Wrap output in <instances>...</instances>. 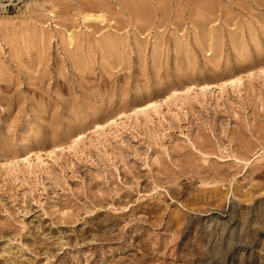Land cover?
<instances>
[{
  "label": "rangeland",
  "instance_id": "rangeland-1",
  "mask_svg": "<svg viewBox=\"0 0 264 264\" xmlns=\"http://www.w3.org/2000/svg\"><path fill=\"white\" fill-rule=\"evenodd\" d=\"M262 67L264 0H0V264H264Z\"/></svg>",
  "mask_w": 264,
  "mask_h": 264
},
{
  "label": "bare ground",
  "instance_id": "bare-ground-1",
  "mask_svg": "<svg viewBox=\"0 0 264 264\" xmlns=\"http://www.w3.org/2000/svg\"><path fill=\"white\" fill-rule=\"evenodd\" d=\"M86 17H87L86 19H89L88 16H86ZM252 75H264V67L258 68L256 71H252V72L248 73V75H246V76L250 77ZM242 79H243V77H234V78H232L230 80H227V81H224V82L221 81L219 84H220L221 89H225V88H228L230 86H233V85H236V84L240 83L242 81ZM219 84H218V86H219ZM207 88L208 87L196 88V87L190 85V86L185 87L183 90L170 91V92H168L166 94V96L164 98H175V97L178 98V97H181L183 95L184 96H188V95H192V94H194V95H202V97H203V96H206L207 93H209L207 91L208 90ZM159 104H160L159 101H149V102H147L145 104H137V105H134V106L131 107V110H130L129 114L137 116L138 114H145L148 111L157 112L158 111L157 108H158ZM118 115L122 116V114H118ZM111 121H112V118H107L105 123L99 124L98 122H96L94 124V126H92L93 128L91 130H93L95 132H99V131H101L103 126L107 125V123L109 124V122H111ZM75 133H76V131H75ZM75 133L73 131L70 134V137H69L70 140H67V142L56 143V144H54L51 147V149H47V150H49V151L46 150V155H48L47 157H52L57 152V150H59V149L60 150L64 149V148L66 149L67 144L69 143V141H70V144H77L78 142H80L81 137H82L83 134L80 133V135H79V133H78V135H76ZM67 148L70 149L71 147H67ZM21 159H22L23 162H26L28 165H31V162H37L38 166L42 165L41 156L38 155V154H32V153L28 152V153H25ZM17 163H18V161H17ZM15 164H16V162L15 163H11L9 165H11L13 167V165H15ZM203 196H206V194L203 195ZM210 198H212V197L210 196ZM203 199H205V198H203Z\"/></svg>",
  "mask_w": 264,
  "mask_h": 264
}]
</instances>
